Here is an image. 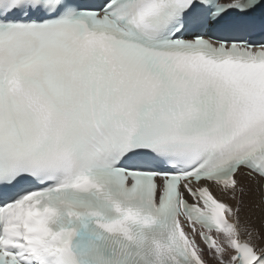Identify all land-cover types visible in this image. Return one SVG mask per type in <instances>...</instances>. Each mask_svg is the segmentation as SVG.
<instances>
[{
  "label": "snow or ice",
  "instance_id": "6c2138e0",
  "mask_svg": "<svg viewBox=\"0 0 264 264\" xmlns=\"http://www.w3.org/2000/svg\"><path fill=\"white\" fill-rule=\"evenodd\" d=\"M251 187L264 0H0V264H264Z\"/></svg>",
  "mask_w": 264,
  "mask_h": 264
},
{
  "label": "bare ground",
  "instance_id": "6f19581e",
  "mask_svg": "<svg viewBox=\"0 0 264 264\" xmlns=\"http://www.w3.org/2000/svg\"><path fill=\"white\" fill-rule=\"evenodd\" d=\"M261 195L254 187H251L243 194H238L237 199H228L227 203L232 205L233 208H239L241 223L260 228L262 222H264V202H260ZM261 231H264V229H261Z\"/></svg>",
  "mask_w": 264,
  "mask_h": 264
}]
</instances>
